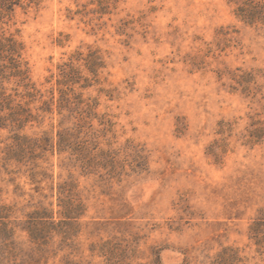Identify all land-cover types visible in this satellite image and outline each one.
<instances>
[{
    "label": "rangeland",
    "instance_id": "1",
    "mask_svg": "<svg viewBox=\"0 0 264 264\" xmlns=\"http://www.w3.org/2000/svg\"><path fill=\"white\" fill-rule=\"evenodd\" d=\"M87 1L18 7L0 28L21 42L30 81L45 98L54 84L46 79L74 52L96 50L102 60L83 97L97 102L92 128L121 166L112 177L71 170L85 208L73 258L102 264L89 247L110 240L127 248L132 264H150L153 247L163 248V264H205L223 246L246 264H264V245L249 233L264 215V144L242 138L249 116L263 118L264 109L232 92L229 79L236 68H264V28L237 19L227 0H120L99 19ZM4 86L23 93L12 81ZM58 120L45 116L21 133L55 132ZM10 135L0 130V205L26 245L20 224L41 206L56 218V184L68 172L54 153L37 161L47 176L32 182L28 165L2 160Z\"/></svg>",
    "mask_w": 264,
    "mask_h": 264
},
{
    "label": "trees",
    "instance_id": "2",
    "mask_svg": "<svg viewBox=\"0 0 264 264\" xmlns=\"http://www.w3.org/2000/svg\"><path fill=\"white\" fill-rule=\"evenodd\" d=\"M120 0H88L95 5L92 14L99 19L109 14ZM234 5L237 19L250 26L264 28V0H227ZM41 0H0V28L12 17L18 7L37 5ZM86 5H82L85 9ZM23 46L12 35L0 34V130L7 129L11 142L5 145L3 162L14 161L28 165V177H46V170L37 169L38 160H46L54 153L61 161V169L67 170V179L56 184L57 210L43 206L28 214L19 231L26 233L27 244L17 241L16 226L9 220V209L0 205V264H81L73 257L76 250L74 237L78 232V219L85 208L77 192V182L71 170L80 174L98 173L104 170L112 177L119 165L117 153L103 149L97 141L91 120L95 118L97 102L83 97V90L97 83L102 60L96 50L86 53L76 51L70 58L57 65V73H50L46 82L54 78L49 96L30 81L29 68L22 56ZM81 67L87 73L82 74ZM230 90L239 92L250 102L264 109V68L229 72ZM14 82L23 88L7 90L4 83ZM56 91V92H55ZM56 93V94H55ZM33 104L34 106H30ZM56 114L59 117L55 132L43 131L41 136L28 137L22 130L28 123L41 124L43 118ZM250 123L242 135L244 144L253 147L264 144V115L249 116ZM222 124V123H221ZM139 168L140 166L137 165ZM250 238L261 247L264 245V215L256 217L249 227ZM152 248L150 264H163L160 251ZM65 251V252H63ZM89 251L102 258V264H132L133 255L127 248L110 240L90 244ZM141 264V263H137ZM205 264H246L238 249L223 246Z\"/></svg>",
    "mask_w": 264,
    "mask_h": 264
}]
</instances>
